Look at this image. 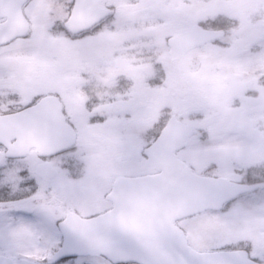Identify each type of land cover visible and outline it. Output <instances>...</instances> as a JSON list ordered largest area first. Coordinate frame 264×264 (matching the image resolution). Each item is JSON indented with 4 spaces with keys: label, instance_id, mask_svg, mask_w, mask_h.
Listing matches in <instances>:
<instances>
[{
    "label": "snow or ice",
    "instance_id": "1",
    "mask_svg": "<svg viewBox=\"0 0 264 264\" xmlns=\"http://www.w3.org/2000/svg\"><path fill=\"white\" fill-rule=\"evenodd\" d=\"M0 264H264V0H0Z\"/></svg>",
    "mask_w": 264,
    "mask_h": 264
}]
</instances>
